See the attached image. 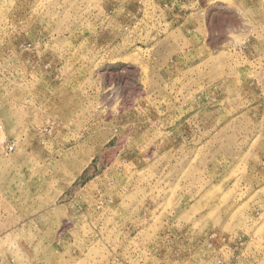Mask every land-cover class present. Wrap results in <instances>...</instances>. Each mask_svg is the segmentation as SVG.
Wrapping results in <instances>:
<instances>
[{
  "label": "rangeland",
  "instance_id": "rangeland-1",
  "mask_svg": "<svg viewBox=\"0 0 264 264\" xmlns=\"http://www.w3.org/2000/svg\"><path fill=\"white\" fill-rule=\"evenodd\" d=\"M0 264H264V0H0Z\"/></svg>",
  "mask_w": 264,
  "mask_h": 264
},
{
  "label": "built area",
  "instance_id": "built-area-1",
  "mask_svg": "<svg viewBox=\"0 0 264 264\" xmlns=\"http://www.w3.org/2000/svg\"><path fill=\"white\" fill-rule=\"evenodd\" d=\"M11 148H12V146L9 145V149H11Z\"/></svg>",
  "mask_w": 264,
  "mask_h": 264
}]
</instances>
